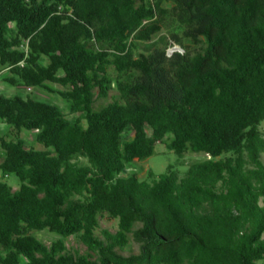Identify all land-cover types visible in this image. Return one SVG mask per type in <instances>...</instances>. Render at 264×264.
I'll use <instances>...</instances> for the list:
<instances>
[{
	"label": "trees",
	"instance_id": "obj_1",
	"mask_svg": "<svg viewBox=\"0 0 264 264\" xmlns=\"http://www.w3.org/2000/svg\"><path fill=\"white\" fill-rule=\"evenodd\" d=\"M3 70L79 115L0 92V123L45 147L0 130V171L21 180L0 179V264H263L264 0H0ZM113 84L120 99L96 108ZM158 142L209 157L122 174ZM105 213L118 228L101 237ZM44 229L60 237L31 232ZM70 235L90 253L67 252Z\"/></svg>",
	"mask_w": 264,
	"mask_h": 264
},
{
	"label": "rangeland",
	"instance_id": "obj_2",
	"mask_svg": "<svg viewBox=\"0 0 264 264\" xmlns=\"http://www.w3.org/2000/svg\"><path fill=\"white\" fill-rule=\"evenodd\" d=\"M166 5H169L167 3ZM140 49H144V46H141ZM175 50L183 51V49L177 47V44H173L168 47L167 53L170 55ZM43 62H48L47 57H43ZM110 72L113 74L115 70L113 67L110 68ZM8 70H3L0 73V92H3L7 95H15L20 94L22 96H26L31 94L33 97L38 99H43L46 101H52L57 103L62 107L64 112L69 118H73L79 113H72L69 109L68 101H66L61 94L58 92H50L43 87H26L24 85H12L4 80V76L8 75ZM52 87L62 90L64 87L58 83L48 82ZM98 90L96 89V95ZM115 99H120V94L115 85L113 84L109 95L107 97L97 98L95 101V107L100 108L101 106L108 104L109 102L114 101ZM122 100V99H121ZM261 128L264 129V122L261 124ZM0 130L1 134H3L7 139H17L19 136L24 138L25 145L27 147H34L37 149L45 148L44 145L38 142L36 139V131L34 130H27L23 129L21 132H18L14 127L9 126L7 123H0ZM133 136V131L128 130L122 136L123 140L131 139ZM205 157H209L206 155L205 152H196V151H188L183 156H179L174 150L167 148L165 143L158 142L155 147V153L150 157L144 160H135L131 164L127 166V168L122 172L123 175H127L130 173H136L138 177L142 179L152 180L150 175L151 172L155 173L158 177L160 174L166 172L169 168V165H173V167L178 170L180 175H183L187 169L189 168L190 164L197 161L202 160ZM4 159V150L0 144V162ZM262 159L264 161V153L262 154ZM78 162L80 163H88V159L84 156H80L78 158ZM0 179L6 180L13 190H16L20 187L21 180L19 176L15 173H12L8 176H4L0 171ZM260 204H264V197L260 199ZM118 228V220L110 218L108 214H103L100 216V224L96 229V234L99 236H103V230L109 229L112 232H115ZM33 234L39 237L42 241H44L47 245H51L53 241L60 237L59 234L52 232L48 229L44 230H32ZM65 242L67 246V252L70 253H90L87 246L79 239L77 235H70L65 237ZM0 250H2L0 248ZM120 251L125 254L129 255L134 252L139 251V244L134 242L133 240L130 241L128 245L123 248H120ZM95 257V255H92ZM264 264V259L260 261Z\"/></svg>",
	"mask_w": 264,
	"mask_h": 264
},
{
	"label": "water",
	"instance_id": "obj_3",
	"mask_svg": "<svg viewBox=\"0 0 264 264\" xmlns=\"http://www.w3.org/2000/svg\"><path fill=\"white\" fill-rule=\"evenodd\" d=\"M177 47L181 48V46H179V45H177ZM181 49H183V48H181Z\"/></svg>",
	"mask_w": 264,
	"mask_h": 264
}]
</instances>
